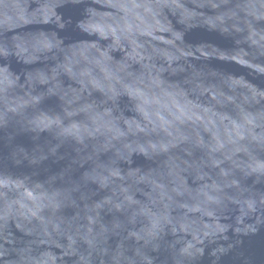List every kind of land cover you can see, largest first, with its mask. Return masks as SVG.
<instances>
[{"label": "water", "instance_id": "water-1", "mask_svg": "<svg viewBox=\"0 0 264 264\" xmlns=\"http://www.w3.org/2000/svg\"><path fill=\"white\" fill-rule=\"evenodd\" d=\"M0 264H264V0H0Z\"/></svg>", "mask_w": 264, "mask_h": 264}]
</instances>
